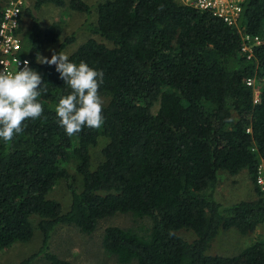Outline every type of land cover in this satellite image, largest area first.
Listing matches in <instances>:
<instances>
[{
  "label": "trees",
  "instance_id": "16d2710c",
  "mask_svg": "<svg viewBox=\"0 0 264 264\" xmlns=\"http://www.w3.org/2000/svg\"><path fill=\"white\" fill-rule=\"evenodd\" d=\"M44 1L36 0L34 7ZM69 5L91 10L82 0ZM1 12L0 3V19ZM32 21L21 55L29 57L47 90L38 98L43 115L25 121L14 141L0 138V249L31 240L36 218L41 244L16 264L38 258L71 264L50 251L57 225L91 234L100 219L129 213L147 217L150 225L143 233L105 228L103 249L119 263L264 264L263 240L231 256L208 251L221 229L245 235L264 223V190L258 184L264 165V0H243L232 25L180 0L98 3L96 22L84 26L110 45L90 38L69 59L103 70L105 121L100 129L84 127L71 137L55 112L70 89L54 65L37 60L43 43L59 40L61 27L54 23L42 30L35 16ZM72 41L74 35L65 37L59 49ZM243 45L251 47V55ZM99 137L107 140L103 160L90 168V147ZM69 162L82 176L80 189ZM244 168L256 198L221 203L215 194L219 172L236 175ZM61 180L71 195L66 211L48 197ZM180 231H192L194 239Z\"/></svg>",
  "mask_w": 264,
  "mask_h": 264
},
{
  "label": "rangeland",
  "instance_id": "374dc122",
  "mask_svg": "<svg viewBox=\"0 0 264 264\" xmlns=\"http://www.w3.org/2000/svg\"><path fill=\"white\" fill-rule=\"evenodd\" d=\"M62 1L61 4H56L51 0H47L34 8L36 1L26 0L25 6H30L26 13H33L42 30L54 23L61 27L59 40L54 43H43L39 52L40 56L50 58L53 51H62L70 55L90 38L110 45V43L103 40L100 36L91 34L84 26L87 22H96L97 5L107 0H82L90 5L91 10L89 13L72 9L69 5L70 0ZM6 2L7 0H0L2 7ZM31 33L32 28L30 26L23 27L22 31L19 32L22 42H29ZM71 35H74V41L60 50V41ZM256 84L261 86V82H257ZM257 85H255L253 90L254 100L259 95ZM153 111H155L154 107ZM106 143L107 140L105 138L99 137L95 146L90 147V168H95L103 160L101 149ZM67 166L69 167V172L75 175V183L80 189L82 187V176L77 173L73 163L69 162ZM258 174L264 178V165L261 163ZM261 190L264 189L261 188ZM215 194L217 199L223 204H231L240 200H252L256 198L255 186L246 168L242 169L236 175H230L223 171L219 172ZM48 197L59 201L63 211H66L70 206V191L63 180L53 186L48 192ZM31 222L34 228V236L28 242H16L8 248L0 249V264H16L38 250L41 244V233L37 228V219L33 218ZM149 225L150 219L147 217L135 218L129 213H117L100 219L96 229L91 234L81 232L74 225L60 224L52 232L49 241L50 251L60 259L67 260L71 264H122L117 261L115 256L107 254L103 249L102 236L105 228L108 226H118L121 228H132L139 233H143ZM179 234L187 240L194 239L192 231H180ZM255 240L264 241V223L259 225L254 231L245 235L241 234L236 228H230L228 230L221 229L211 241L208 251L210 254L231 256L239 253ZM32 264L51 263L45 259L38 258ZM126 264H136V262L133 260L131 263Z\"/></svg>",
  "mask_w": 264,
  "mask_h": 264
},
{
  "label": "clouds",
  "instance_id": "9594fccd",
  "mask_svg": "<svg viewBox=\"0 0 264 264\" xmlns=\"http://www.w3.org/2000/svg\"><path fill=\"white\" fill-rule=\"evenodd\" d=\"M163 7L158 6V11ZM37 60L41 64L54 65L70 89L68 94L60 96L55 108L57 123L66 134L74 136L84 127L100 129L105 121V102L99 91L104 82L103 70L90 67L83 60L74 63L69 54L62 51H53L50 58L39 56ZM44 84L41 75L29 67L28 61H24L22 67L17 61L15 72L0 71V138L5 143L23 134L25 121H35L43 115L38 98L47 90L42 89Z\"/></svg>",
  "mask_w": 264,
  "mask_h": 264
},
{
  "label": "built area",
  "instance_id": "2783aa9c",
  "mask_svg": "<svg viewBox=\"0 0 264 264\" xmlns=\"http://www.w3.org/2000/svg\"><path fill=\"white\" fill-rule=\"evenodd\" d=\"M183 3L191 4L199 9L210 10L215 16L221 18L228 25L236 23L240 14L243 0H180ZM26 0H7L2 7L0 19V71H16V63L19 61L23 66L24 61L30 59L21 55L22 41L18 29L20 28L22 11L25 8ZM247 39L248 36L245 35ZM257 39V38H255ZM258 41V39H257ZM251 55L252 49L249 45L241 48ZM246 83L253 84V79L248 78ZM257 98L255 99V101ZM258 184L264 189V178L258 176Z\"/></svg>",
  "mask_w": 264,
  "mask_h": 264
},
{
  "label": "crops",
  "instance_id": "0c3cea01",
  "mask_svg": "<svg viewBox=\"0 0 264 264\" xmlns=\"http://www.w3.org/2000/svg\"><path fill=\"white\" fill-rule=\"evenodd\" d=\"M36 1V0H35ZM30 8V6L26 5L24 10L22 11V15H21V23H20V31H22V28L23 27H26V26H30L31 28L33 27V21H32V16L33 13H32V16L31 14H27V10ZM35 8V7H34ZM41 8V7H40ZM42 10V9H41ZM48 28V27H47ZM25 49L22 47V51H24Z\"/></svg>",
  "mask_w": 264,
  "mask_h": 264
}]
</instances>
